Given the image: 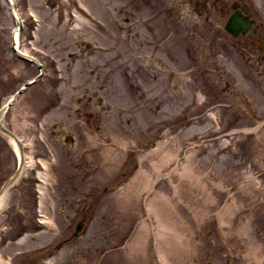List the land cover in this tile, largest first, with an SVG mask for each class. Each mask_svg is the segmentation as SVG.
Returning <instances> with one entry per match:
<instances>
[{"label":"rangeland","instance_id":"374dc122","mask_svg":"<svg viewBox=\"0 0 264 264\" xmlns=\"http://www.w3.org/2000/svg\"><path fill=\"white\" fill-rule=\"evenodd\" d=\"M15 1L45 71L3 115L35 165L4 194L2 259L264 264V95L223 26L195 0ZM13 26L0 0V105L35 71ZM16 164L0 132V183Z\"/></svg>","mask_w":264,"mask_h":264},{"label":"flooded vegetation","instance_id":"af4514ba","mask_svg":"<svg viewBox=\"0 0 264 264\" xmlns=\"http://www.w3.org/2000/svg\"><path fill=\"white\" fill-rule=\"evenodd\" d=\"M193 7L198 15H204L206 21L215 20L218 26H223L235 11L249 18L251 26L248 32L234 36L227 31L228 36H220L230 44L224 54L229 60L244 57L251 75L264 80V10L248 0H195ZM84 99L80 98V103L90 102L91 96Z\"/></svg>","mask_w":264,"mask_h":264},{"label":"bare ground","instance_id":"6f19581e","mask_svg":"<svg viewBox=\"0 0 264 264\" xmlns=\"http://www.w3.org/2000/svg\"><path fill=\"white\" fill-rule=\"evenodd\" d=\"M11 5V4H10ZM9 5V6H10ZM10 11H11V14H12V16H14V15H17L18 16V12L17 11H15L13 8H12V6L10 7ZM73 12L74 13H76V15L77 16H80L79 14H78V12H77V10L74 8L73 9ZM12 33L14 32V34H13V36H14V39H13V37H12V40H15V45H16V47L17 48H20L19 47V44H20V32H19V29H18V27H16V28H13L12 29V31H11ZM12 33H11V35H12ZM27 51V50H26ZM26 51H23V52H26ZM11 97V94L3 101V103H2V107H3V109L1 110V112H0V124H2L3 123V115L5 114V110H7L8 109V107L6 108V107H4L5 105H6V103H7V101L9 100V98ZM21 97H22V95H21ZM10 106H11V104H10ZM9 106V107H10ZM52 110V109H51ZM51 110H49L47 113H49ZM112 140V139H111ZM11 141V144H12V146H13V148L16 150V153H17V156H19V153H18V149H17V147H16V144L14 143V141L11 139L10 140ZM97 142H102L101 143V146H107L106 144H105V142H104V140L103 139H98L97 140V138H96V143ZM89 143L91 144L92 143V141H91V139H89ZM125 142L123 141L121 144H120V146H123V144H124ZM111 147V146H110ZM107 151H109V150H107ZM106 151V152H107ZM106 154V153H105ZM24 155V163H23V166L25 167V165L26 166H33V165H35L34 164V159H33V156H31V155H25V154H23ZM39 162H41V165H42V167H46V160L43 158H41V159H39ZM38 173L41 175V176H43L44 178H45V176H46V170H39L38 171ZM139 174V173H138ZM3 191V190H2ZM2 191L0 192V206L3 204V201H4V193L3 194H1L2 193ZM44 221H46L45 219H44ZM0 264H8V260H6V261H4L3 259H2V257H1V255H0Z\"/></svg>","mask_w":264,"mask_h":264},{"label":"water","instance_id":"95a60500","mask_svg":"<svg viewBox=\"0 0 264 264\" xmlns=\"http://www.w3.org/2000/svg\"><path fill=\"white\" fill-rule=\"evenodd\" d=\"M11 3H12V5H13V8L14 9H16V3L15 2H13V1H11ZM235 19V23H239L240 22V19L239 18H234ZM18 20V19H17ZM18 22H19V20H18ZM233 22V21H232ZM232 22H228V24L226 25L227 26V28H229V29H232ZM3 109V107L0 109V112H1V110ZM0 129L2 130V131H4V132H6L7 134H9V135H11L14 139H15V141L17 142V144L19 145V148H20V154H21V161H22V151H21V143H20V141H19V139L9 130V129H7L6 127H4L2 124H0ZM16 173L17 172H15L14 174H12L5 182H4V184H3V186H2V188L0 189V192L4 189V187H6V186H8V184H10L12 181H13V179H14V177H15V175H16ZM77 227H79V226H77Z\"/></svg>","mask_w":264,"mask_h":264}]
</instances>
